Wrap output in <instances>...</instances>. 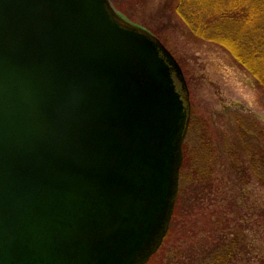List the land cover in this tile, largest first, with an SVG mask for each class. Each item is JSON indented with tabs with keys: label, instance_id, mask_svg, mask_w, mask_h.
<instances>
[{
	"label": "water",
	"instance_id": "1",
	"mask_svg": "<svg viewBox=\"0 0 264 264\" xmlns=\"http://www.w3.org/2000/svg\"><path fill=\"white\" fill-rule=\"evenodd\" d=\"M189 119L174 57L109 0H0V264H146Z\"/></svg>",
	"mask_w": 264,
	"mask_h": 264
},
{
	"label": "trees",
	"instance_id": "2",
	"mask_svg": "<svg viewBox=\"0 0 264 264\" xmlns=\"http://www.w3.org/2000/svg\"><path fill=\"white\" fill-rule=\"evenodd\" d=\"M176 9L203 39L227 37L233 54L264 86V0H178ZM230 119L236 137L215 154L208 131L198 139L187 132L169 230L151 257L159 255V264H264V206L247 189L252 180L264 189V128L249 117L231 113ZM189 144L196 145L193 158L187 157ZM254 211L261 227L254 228ZM257 242L261 249L253 250Z\"/></svg>",
	"mask_w": 264,
	"mask_h": 264
},
{
	"label": "rangeland",
	"instance_id": "3",
	"mask_svg": "<svg viewBox=\"0 0 264 264\" xmlns=\"http://www.w3.org/2000/svg\"><path fill=\"white\" fill-rule=\"evenodd\" d=\"M109 1L124 21L156 37L178 63L188 93L189 138L198 139L208 131L215 154L222 149L224 141L231 143L233 136L236 137L231 113L249 117L264 128V86L252 70L233 54L227 37L206 40L194 33L178 15V0ZM194 146L189 144L187 157L195 156ZM224 155L222 151V163H226ZM246 161L244 156L243 163ZM247 189L250 199L264 206V189L253 180ZM256 215L254 211V228L260 226ZM260 244L257 242L256 246H252L253 250ZM261 253L258 251L259 255ZM243 262L257 264L254 259ZM146 264H159V255Z\"/></svg>",
	"mask_w": 264,
	"mask_h": 264
}]
</instances>
